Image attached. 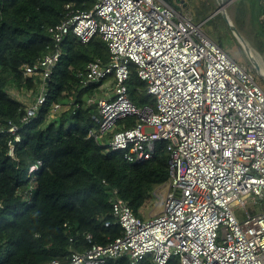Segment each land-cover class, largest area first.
<instances>
[{
    "label": "built area",
    "instance_id": "1",
    "mask_svg": "<svg viewBox=\"0 0 264 264\" xmlns=\"http://www.w3.org/2000/svg\"><path fill=\"white\" fill-rule=\"evenodd\" d=\"M258 22L264 29V9ZM47 32L53 47L25 66L24 74L40 72L48 80L69 34L81 43L99 35L109 61L97 59L76 74L82 88L93 83H102L100 90L111 88L97 99L98 128L88 136L99 140L113 132L108 149L121 151L131 164L152 160L157 143H164L168 154L162 211L142 220L114 190L111 215L120 236L70 253L65 264H106L123 256L129 264L147 256L152 264H168L173 257L180 264H264V210L247 208L264 204V91L250 69L164 0H96L89 11L66 4L63 19ZM131 64L154 108L130 101ZM45 98L42 84L20 123L29 122ZM61 109L56 104L53 112ZM126 118L136 125L114 132ZM18 131L9 121V157L20 142Z\"/></svg>",
    "mask_w": 264,
    "mask_h": 264
},
{
    "label": "trees",
    "instance_id": "2",
    "mask_svg": "<svg viewBox=\"0 0 264 264\" xmlns=\"http://www.w3.org/2000/svg\"><path fill=\"white\" fill-rule=\"evenodd\" d=\"M165 1L172 7H176L173 2L178 3L184 10L189 2L196 23L213 10L209 2ZM95 2L0 0V264H47L52 260L65 264L72 252H84L91 244L105 245L120 236L111 215L113 191L135 216L143 218L141 209L152 204L156 189L168 182L164 143H157L152 160L136 165L125 161L121 151L108 149L113 132L99 140L88 136L90 130L98 128L93 118L99 117L97 99L102 83L82 88L76 74L97 59L109 61L108 47L99 35L81 43L69 34L60 45L61 56L48 80H42L40 72L24 74L25 66L34 65L53 47L47 29L63 19L64 6L89 11ZM263 9V0H236L232 15L239 32L253 31L252 46L261 56L264 29L258 17ZM220 16L208 19L202 28L224 50L222 38L208 29ZM224 21L219 25L223 34L227 29L229 33ZM231 39L235 40L232 34ZM42 84L44 104L29 122L20 123ZM127 87L136 107L154 108L155 101L146 93V83L138 78L132 64ZM23 91L34 96L29 103L20 96ZM56 104L62 109L53 112ZM9 121L19 125L20 142L13 157L7 155ZM135 125L134 118L122 119L114 132ZM38 162V169L31 171ZM106 264H129V259L123 256ZM140 264H152L151 257ZM168 264L180 263L173 257Z\"/></svg>",
    "mask_w": 264,
    "mask_h": 264
},
{
    "label": "rangeland",
    "instance_id": "3",
    "mask_svg": "<svg viewBox=\"0 0 264 264\" xmlns=\"http://www.w3.org/2000/svg\"><path fill=\"white\" fill-rule=\"evenodd\" d=\"M183 3H185L187 0H182ZM194 4L196 5H200L201 2H209L211 4V7L213 8V10L211 11V13L215 12V8L217 7V3L216 0H193ZM223 2L227 3L226 5V12L228 14V16L233 15V3L232 0H223ZM193 4V5H194ZM173 5L176 6L175 8L180 10V8L177 6V4L175 5V2H173ZM188 7L186 8L185 12H188V14L192 15L193 17V9L190 6L189 2H188ZM183 10V9H182ZM186 14V13H185ZM222 17V16H220ZM218 18L216 20V24L213 23V25H217L218 28H215L212 24H210V26H208V29L212 31V34H214L215 36H220L222 38V45L224 46V50L225 52L229 55V57L236 62L239 65H242L248 69H250V73L252 74L255 82L260 86V88L264 91V81L259 78L258 74L256 73L255 68L253 67L252 63L250 62L247 54L245 53V51L243 50V48L240 46L239 42L237 41V39L235 38V36L231 33V30L229 28V33H228V29H227V33L223 34L221 29L222 27H219V25H224L222 20L224 21L223 17ZM194 20V19H193ZM195 21V20H194ZM232 21V19H231ZM225 22V21H224ZM248 22V21H247ZM226 24V23H225ZM229 27V26H228ZM247 28H250L249 26H247ZM237 29V28H236ZM203 30V28H202ZM238 30V29H237ZM204 32V30H203ZM239 32V30H238ZM253 31H247L245 32V34H242L241 32H239V34L241 35V37L244 39V41L248 44V46L251 48V51L254 55L255 60L257 61L260 69L262 72H264V56H261L258 52L257 49L252 46V42L253 41ZM205 33V32H204ZM231 34L233 36V38L235 40L231 39ZM107 87L102 88L101 89V94H103V90L104 92H106L107 96L110 94V89H106ZM22 96L24 99H26L25 101L27 103H29V101L32 99V97H34L33 95H31V92H22V94L20 95ZM106 145V143H103ZM166 192H167V187L166 186H161L158 187L156 189V198L155 200L152 202V204H150L147 208L145 209H141V214L143 216V218H141L142 220H146L147 218H149L150 216L156 215L158 213H160L163 209V205L165 202V196H166ZM249 209V211L251 213H253V209L254 210H260L263 211L264 210V204L263 203H259L257 205H255L254 207H252V205L247 207Z\"/></svg>",
    "mask_w": 264,
    "mask_h": 264
},
{
    "label": "water",
    "instance_id": "4",
    "mask_svg": "<svg viewBox=\"0 0 264 264\" xmlns=\"http://www.w3.org/2000/svg\"><path fill=\"white\" fill-rule=\"evenodd\" d=\"M234 1H236V0H232V2H234ZM216 3H217V9L215 10V12L213 14H211L207 18V20L212 18L213 16H215L217 14H220L223 17L226 24L229 26L231 33L235 36V38L239 42L240 46L243 48V50L247 54L250 62L252 63L253 67L255 68L256 73L258 74L259 78H261L264 81V74H262V71H261L257 61L254 58V55L251 51V48L244 41V39L241 37V35L239 34L238 30L236 29V27L234 26V24L232 23V21L230 20L228 14L226 12L225 8H226L227 3L223 2V0H216Z\"/></svg>",
    "mask_w": 264,
    "mask_h": 264
},
{
    "label": "crops",
    "instance_id": "5",
    "mask_svg": "<svg viewBox=\"0 0 264 264\" xmlns=\"http://www.w3.org/2000/svg\"><path fill=\"white\" fill-rule=\"evenodd\" d=\"M164 1H165V0H164ZM230 1H231V0H230ZM263 2H264V0H263ZM177 6L180 7V4L177 3ZM173 8H174L178 13H181V14H185V13H186V14H188V12H185L186 10H184V9H183V10H182V9L178 10V9H176L175 7H173ZM216 9H217V7L215 8V10H216ZM211 14H213V13H211ZM211 14H210V15H211ZM188 15L191 17L192 21H193L195 24H200V25H203V24L206 22L207 18L210 16V15H209L204 21L196 23V22L193 20L192 15H190V14H188ZM229 18H230V20H231V19H232V15H231V16L229 15ZM232 23H233V22H232Z\"/></svg>",
    "mask_w": 264,
    "mask_h": 264
},
{
    "label": "bare ground",
    "instance_id": "6",
    "mask_svg": "<svg viewBox=\"0 0 264 264\" xmlns=\"http://www.w3.org/2000/svg\"><path fill=\"white\" fill-rule=\"evenodd\" d=\"M262 74H264V72H262Z\"/></svg>",
    "mask_w": 264,
    "mask_h": 264
}]
</instances>
